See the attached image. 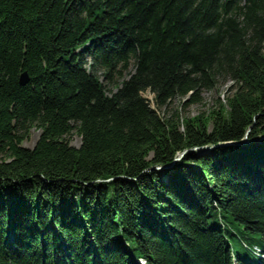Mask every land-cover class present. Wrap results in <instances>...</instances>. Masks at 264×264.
I'll use <instances>...</instances> for the list:
<instances>
[{
    "label": "trees",
    "instance_id": "trees-1",
    "mask_svg": "<svg viewBox=\"0 0 264 264\" xmlns=\"http://www.w3.org/2000/svg\"><path fill=\"white\" fill-rule=\"evenodd\" d=\"M262 256L264 0H0V264Z\"/></svg>",
    "mask_w": 264,
    "mask_h": 264
},
{
    "label": "rangeland",
    "instance_id": "rangeland-1",
    "mask_svg": "<svg viewBox=\"0 0 264 264\" xmlns=\"http://www.w3.org/2000/svg\"><path fill=\"white\" fill-rule=\"evenodd\" d=\"M230 85H231L230 83H227L225 85L219 86L217 88V90L204 92L203 96H202L201 104L191 105V106L187 107L183 111V115L184 116H195V115H198L200 113L207 114V112H209L210 110H212L216 107V104H215L216 98H218L222 101L224 100L226 90L228 89V87ZM142 95L145 99H147L150 102V105L152 107H154V105L152 104L153 95L150 92H144ZM174 105L178 106V102L175 101ZM39 133H40L39 130L31 129L29 132L27 140L23 141L22 146L27 147V148H32L38 139ZM70 139H71L70 144L72 146L78 147L80 145V137L79 136L73 134Z\"/></svg>",
    "mask_w": 264,
    "mask_h": 264
},
{
    "label": "water",
    "instance_id": "water-1",
    "mask_svg": "<svg viewBox=\"0 0 264 264\" xmlns=\"http://www.w3.org/2000/svg\"><path fill=\"white\" fill-rule=\"evenodd\" d=\"M27 82H28L27 74L25 72L21 73V75L19 76V84L25 85ZM207 150H209V148H207Z\"/></svg>",
    "mask_w": 264,
    "mask_h": 264
}]
</instances>
